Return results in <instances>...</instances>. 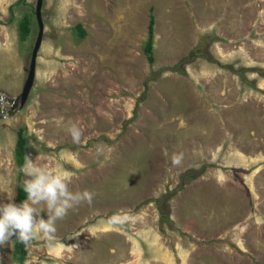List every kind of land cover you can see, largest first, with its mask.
I'll return each instance as SVG.
<instances>
[{"label": "rangeland", "instance_id": "obj_1", "mask_svg": "<svg viewBox=\"0 0 264 264\" xmlns=\"http://www.w3.org/2000/svg\"><path fill=\"white\" fill-rule=\"evenodd\" d=\"M34 2L0 0L8 96L25 77ZM40 13L32 86L0 117V204L13 200L21 125V177L27 156L92 199L56 220L51 238L24 243L22 261L11 239L0 245V264H264V0H42Z\"/></svg>", "mask_w": 264, "mask_h": 264}, {"label": "clouds", "instance_id": "obj_2", "mask_svg": "<svg viewBox=\"0 0 264 264\" xmlns=\"http://www.w3.org/2000/svg\"><path fill=\"white\" fill-rule=\"evenodd\" d=\"M67 130L74 141L80 140L82 132L77 125L70 123ZM181 159V156H175L173 164L179 165ZM23 171L26 176L23 189L27 199L20 204H0V245L8 242L13 236L25 244L40 234L51 238L56 231V220L63 219L70 209L82 201L90 202L92 199L89 192H72L62 174L42 168L27 156ZM41 203L46 205L47 219L39 218L41 211L34 207Z\"/></svg>", "mask_w": 264, "mask_h": 264}, {"label": "trees", "instance_id": "obj_3", "mask_svg": "<svg viewBox=\"0 0 264 264\" xmlns=\"http://www.w3.org/2000/svg\"><path fill=\"white\" fill-rule=\"evenodd\" d=\"M18 27V36L19 38H24L29 30V18L27 15L23 14L17 23ZM77 34L79 36L83 35L84 30L80 26L79 23L76 24ZM152 43H153V16L149 13L147 24H146V35L143 41L142 50L145 55V58L148 62H151L153 59L152 56ZM195 54L192 51H189L186 55L181 56L177 62L171 65V68H179L178 66L187 58L193 57ZM24 146H25V134H24V126H18L15 130V140L13 144V159L14 164L17 169L16 173V181H15V188H14V195H13V203L20 204L22 200L27 197V194L24 192L23 184L24 180L22 175L21 166L24 162ZM191 173L183 172L181 173V177L190 176ZM160 218L167 219L165 212L161 209L160 210ZM11 258L15 261H22L25 257L26 248L25 244L17 239L15 236L11 238Z\"/></svg>", "mask_w": 264, "mask_h": 264}, {"label": "water", "instance_id": "obj_4", "mask_svg": "<svg viewBox=\"0 0 264 264\" xmlns=\"http://www.w3.org/2000/svg\"><path fill=\"white\" fill-rule=\"evenodd\" d=\"M41 2L42 0H35L34 2L33 14L37 25V30L30 49L24 80L22 82L20 91L16 95L8 96L4 93H0V117L8 115V113H10V111L13 109H19L24 104L32 86L34 79L36 53L41 42L43 28L40 13Z\"/></svg>", "mask_w": 264, "mask_h": 264}, {"label": "flooded vegetation", "instance_id": "obj_5", "mask_svg": "<svg viewBox=\"0 0 264 264\" xmlns=\"http://www.w3.org/2000/svg\"><path fill=\"white\" fill-rule=\"evenodd\" d=\"M13 110H11V112H12Z\"/></svg>", "mask_w": 264, "mask_h": 264}]
</instances>
